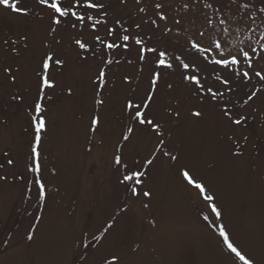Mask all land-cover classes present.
<instances>
[{"label":"rangeland","instance_id":"1","mask_svg":"<svg viewBox=\"0 0 264 264\" xmlns=\"http://www.w3.org/2000/svg\"><path fill=\"white\" fill-rule=\"evenodd\" d=\"M101 2L113 14L109 24L123 19L126 27L141 22L145 17L138 8L149 6L145 0L139 5L136 0ZM164 2L169 17L184 15L180 0ZM182 23L187 27V18ZM168 26H173L171 20ZM47 28V18L23 17L0 6V82H4L0 87V163L4 164L0 175L8 177L7 181H0V264H82L81 252L85 250L80 247L81 236L87 234L84 243L88 244L91 236L99 235L113 217L116 225L85 264H95L109 252L126 256V264H233L218 233L203 221L207 214L202 212L203 203L181 181L167 158L159 156L149 169L154 190L150 210L142 207L143 200H130L118 182L112 163L116 145H123L124 159L131 164L137 157L143 163L155 144L154 135L141 131L134 133L131 142L121 139L127 123L125 98L134 95L136 100L143 99L149 88L151 64L143 65L141 72L135 50L126 54L115 50L112 57L121 63L110 67L108 84L98 97L93 81L102 61L90 53H82L88 59L79 60L76 50L68 47V34L62 55L66 54L69 64L58 78L59 86L49 105V129L42 144L43 175L49 195L43 202L44 219L36 225L41 202L31 183L32 174L26 171L32 142L26 109L36 97L34 69L44 51L41 42ZM24 34L31 38L29 48L14 57L3 41ZM99 34L106 35L103 27ZM94 35L85 32L83 39L91 45ZM164 43L167 38L161 40ZM6 65L20 69L19 73L14 72L18 78L16 87L7 86L3 74ZM125 76L131 78V84L124 82ZM166 79L173 88L167 90L161 83L152 112L166 123L172 150L178 151L181 163L201 175L217 195L223 210L222 222L235 242L257 264H264V92L237 109L249 118L243 126H233L214 104H201L179 76ZM212 80L214 77L209 82ZM68 87L73 90L72 96L65 91ZM252 90L250 86L241 88L239 98L246 99L245 93ZM17 92L24 96L23 103L11 101V95ZM101 97L105 103L98 105L96 100ZM166 110L179 111L180 117L169 115ZM193 110H201L203 117L191 116ZM95 115H99L100 125L93 133L90 122ZM229 136L233 137L231 141ZM233 148L242 149L243 155L234 157L230 151ZM9 158L15 160L14 166L7 165ZM26 186L32 188L31 192ZM121 208L127 211L122 212ZM153 218L157 222L155 228L149 223ZM33 227L37 233L29 241L27 235ZM91 246L95 247V242Z\"/></svg>","mask_w":264,"mask_h":264},{"label":"snow or ice","instance_id":"2","mask_svg":"<svg viewBox=\"0 0 264 264\" xmlns=\"http://www.w3.org/2000/svg\"><path fill=\"white\" fill-rule=\"evenodd\" d=\"M125 2L121 0V3ZM136 3L139 5L141 0H136ZM145 3L149 6L138 8V12L144 14L145 18L126 27L127 21L123 19H115L109 24L113 14H110L108 6L101 0H0V6L14 14L48 20V28L41 42L44 51L34 69L36 97L26 109L29 127L32 129L26 171L32 174L31 183L36 188L37 200L41 202V214L36 216L35 223L37 226L42 223L43 202L49 195L43 175L42 144L49 129V105L59 86L58 78L64 75L69 64L66 54L62 55L65 34H68V47L76 50L79 60L88 59L82 53H90L94 59L102 61L93 81L97 86L98 97L108 84L110 67L114 63H121L112 57L115 50L125 54L135 50L141 72L143 65L152 66L148 77L149 88L143 99L136 100L134 95L125 98L124 115L127 123L121 139L125 143L131 142L134 133L141 131L145 135H154L155 144L149 155L144 157L143 163L137 157L129 164L124 159L123 145L119 143L113 154V168L129 199L143 200L142 207L150 210L154 190L150 184L149 169L162 155L171 162L186 187L203 203L202 212L207 213L203 215V221L218 233L222 246L233 258V264H257L256 259L245 252L226 229L222 222L223 210L208 182L189 165L181 163L179 152L174 153L172 150L170 137L166 134L167 125L158 114L152 112V105L156 103L161 83H164L167 90H172L173 84L166 77L179 76L185 86L193 89V94L201 104H214L225 121L233 126H243L249 117L237 109L247 106L258 94L264 92V0H180V9L184 15L178 13L172 17L164 11V0H145ZM193 9L196 11L193 12ZM149 11L152 12L151 16L148 15ZM186 18L187 27L182 23ZM170 20L172 27L168 26ZM102 27L105 36L99 34ZM145 28L149 31H145ZM85 32L96 33L93 44L84 41ZM164 38H167V43L162 45L161 40ZM30 39L29 35L24 34L18 39H5L3 44L14 57H20L28 50ZM128 63L132 61L128 60ZM19 71L18 67L14 69L11 65L3 68L8 87L17 86L18 78L14 72ZM212 77L214 80L210 83ZM254 79L259 87L253 84ZM123 80L127 84L132 83L128 76L123 77ZM3 86L4 82H0V87ZM249 86L253 90L245 93L246 99L239 98L240 89ZM65 91L68 96L73 95L71 87ZM10 99L23 103L24 96L17 92ZM96 103L103 105L105 101L101 97ZM168 114L180 117L179 111H168ZM190 114L196 118L203 117L201 110H193ZM99 125V115L93 116L90 131L95 133ZM228 139L231 141L233 137L229 136ZM244 139L247 140V137ZM230 151L234 157L243 155L242 149L233 148ZM5 155L8 153L5 152ZM6 163L14 166L15 160L9 158ZM3 167L4 164L0 163V169ZM20 179H24L23 175ZM7 180V175H0V181ZM26 190L31 192L32 188L26 186ZM121 211L127 209L121 208ZM116 223L113 217L100 230L99 235L91 236L88 244L84 243L87 234L81 236L80 247L85 250L81 252L82 264L89 261L92 253L100 250L104 238ZM149 223L153 228L157 226L155 218L149 220ZM36 233L37 229L33 227L27 240L33 241ZM92 242H95V247L91 246ZM138 249L139 245H136L135 250ZM95 264H126V256L109 252L100 256Z\"/></svg>","mask_w":264,"mask_h":264}]
</instances>
